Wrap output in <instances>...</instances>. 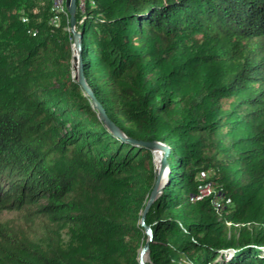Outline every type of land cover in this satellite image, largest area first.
<instances>
[{
  "label": "trees",
  "instance_id": "16d2710c",
  "mask_svg": "<svg viewBox=\"0 0 264 264\" xmlns=\"http://www.w3.org/2000/svg\"><path fill=\"white\" fill-rule=\"evenodd\" d=\"M75 15L86 81L127 138L73 78L65 13L0 0V211L57 227L31 247L0 221V264H140L156 163L129 139L169 146L147 264H264V0H77ZM203 182L219 207L194 200Z\"/></svg>",
  "mask_w": 264,
  "mask_h": 264
},
{
  "label": "water",
  "instance_id": "95a60500",
  "mask_svg": "<svg viewBox=\"0 0 264 264\" xmlns=\"http://www.w3.org/2000/svg\"><path fill=\"white\" fill-rule=\"evenodd\" d=\"M76 9H77V0H68L67 3V11L69 14L68 27L70 32L72 33L74 48L77 51V76L74 79L82 86L86 95L90 98L93 107L97 110L99 117L103 120L107 128L116 136L127 138V136L123 133V131L108 117L104 107L97 100V98L95 97L94 93L92 92L86 81L83 70L82 55H81L82 33L81 30L78 28V21L75 15ZM129 140L145 148L150 149L154 155L156 150H160L162 152V157L160 160V168L159 170L156 169L155 184L152 188L149 199L143 208L139 220L140 224L144 227L148 235V239L140 249L138 260L140 264H147L146 262L147 259L149 260V253H150V242L153 238L154 230L150 224H147L145 222V216L149 208L153 204V202L158 199L164 187L166 186L167 176L169 171V161H168L169 146L164 141H160L156 139L153 140L129 139ZM234 249L235 248L233 247H226L222 251H233ZM145 256H147V258H145Z\"/></svg>",
  "mask_w": 264,
  "mask_h": 264
},
{
  "label": "rangeland",
  "instance_id": "374dc122",
  "mask_svg": "<svg viewBox=\"0 0 264 264\" xmlns=\"http://www.w3.org/2000/svg\"><path fill=\"white\" fill-rule=\"evenodd\" d=\"M65 17L66 28L72 37V33L68 27L69 14H65ZM55 22L57 25L60 23L59 19H56ZM73 46L74 45L72 42V47ZM235 100L237 99H227L226 106L231 105ZM219 136L224 144H227L229 136H226L225 132L221 133ZM203 176L204 177L202 178L207 180L211 177V174L208 172L204 173ZM36 212V209H26L24 211L3 210L0 211V221L9 224L10 230L17 233L18 237L26 241L28 246L36 244L35 246H41L45 248L48 245L51 237L54 235V231L57 227L51 225V222L48 221L47 218L40 216ZM230 225L231 224L228 226L230 227ZM147 261L149 260L147 259Z\"/></svg>",
  "mask_w": 264,
  "mask_h": 264
},
{
  "label": "built area",
  "instance_id": "2783aa9c",
  "mask_svg": "<svg viewBox=\"0 0 264 264\" xmlns=\"http://www.w3.org/2000/svg\"><path fill=\"white\" fill-rule=\"evenodd\" d=\"M67 3L68 0H53L54 6L68 15ZM216 191V186L213 182H204L199 186L197 192L193 195V198L194 200H203L214 195L213 202L217 207H219L221 194L218 193L217 195H215Z\"/></svg>",
  "mask_w": 264,
  "mask_h": 264
},
{
  "label": "bare ground",
  "instance_id": "6f19581e",
  "mask_svg": "<svg viewBox=\"0 0 264 264\" xmlns=\"http://www.w3.org/2000/svg\"><path fill=\"white\" fill-rule=\"evenodd\" d=\"M72 48H73V53H72V58H71L72 75H73V78H76V76H77V51L74 48V46ZM161 157H162V152L160 150H156L154 158H155V163H156V169L157 170H159V168H160ZM145 258H147V256H145Z\"/></svg>",
  "mask_w": 264,
  "mask_h": 264
}]
</instances>
